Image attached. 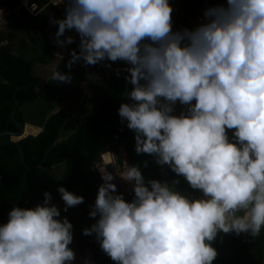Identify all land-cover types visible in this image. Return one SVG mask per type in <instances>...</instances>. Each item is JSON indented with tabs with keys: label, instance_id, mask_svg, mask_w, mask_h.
<instances>
[{
	"label": "clouds",
	"instance_id": "1",
	"mask_svg": "<svg viewBox=\"0 0 264 264\" xmlns=\"http://www.w3.org/2000/svg\"><path fill=\"white\" fill-rule=\"evenodd\" d=\"M173 11L169 0H68L65 18L52 21L59 46L74 43L60 39L66 31L80 37L69 70L79 61L130 65L132 103L118 114L136 153L203 193L189 198L129 166L122 178L134 199L126 202L112 172L98 169L103 183L89 216L99 219L83 235L95 234L116 264H213L220 232L256 238L264 230V0L209 7L194 30L173 31ZM51 79L72 82L55 69ZM177 102L186 106L179 116ZM57 191L65 212L85 202ZM60 216L49 192L34 209L12 208L0 225V264H72L73 225Z\"/></svg>",
	"mask_w": 264,
	"mask_h": 264
},
{
	"label": "trees",
	"instance_id": "2",
	"mask_svg": "<svg viewBox=\"0 0 264 264\" xmlns=\"http://www.w3.org/2000/svg\"><path fill=\"white\" fill-rule=\"evenodd\" d=\"M34 1L39 11L33 16L28 15L23 8L17 10V0H6L1 6L6 7L9 14L6 16L5 29L0 31V133H19L10 119L15 108L16 121L35 126L41 131L36 136L29 135L15 141L11 137L2 139L11 143L0 146V225L8 222L12 208L34 209L43 203L44 193L49 192L52 204L61 212L59 219L67 217L73 225L74 239L69 247L85 256L88 243L94 237L83 233L77 235L75 232L78 220H84L89 215L83 213L76 218L75 214L83 211L86 203L98 195V188L103 182L96 164L105 152H110L116 163L121 165L118 149L123 146L129 165L138 166L146 182H168L175 190L192 199L202 198V192L191 189L185 178L177 176L167 165L161 167L156 164L153 156L136 153L135 133L127 128V121L121 123L118 114L121 104L132 103L127 96L133 86L126 80L129 76L126 69L130 67L126 62L105 60L95 66H85L83 61H79L69 70L67 64L71 59L70 53L72 50L79 53L80 37L75 30L66 31L65 35L75 34V40L65 47V54L55 70L70 74L72 82L59 83L52 80L50 74L37 87L32 68L35 64H49L57 54L59 49L52 43L50 34L57 32L58 25L52 21L65 18L68 0H63L57 7L48 5V0ZM212 1L227 6V0ZM169 3L174 9L173 31L184 28L192 30V26L196 24L200 0H169ZM78 64L85 66V71ZM116 66H120L119 72L115 69ZM95 74H100V77L94 86H101L92 96L90 109L72 118L73 108L68 102L81 92L76 78L79 75L83 77ZM57 107L60 108L55 111ZM185 111L186 107L179 104V108L174 109L172 114L179 116ZM70 121L76 126L71 133L67 129ZM16 144L23 150L26 166L19 162ZM48 150L44 163L30 169L29 167L40 162ZM145 162L147 167H144ZM176 180H179V184L173 185ZM59 187L84 197L85 202L65 212V203L57 191ZM123 195L126 202L134 199V193L130 196ZM212 246L218 253L213 264L264 263V230L256 238L244 233L237 236L235 233L229 235L220 232ZM90 264L116 262L104 252L96 250L91 253Z\"/></svg>",
	"mask_w": 264,
	"mask_h": 264
},
{
	"label": "crops",
	"instance_id": "3",
	"mask_svg": "<svg viewBox=\"0 0 264 264\" xmlns=\"http://www.w3.org/2000/svg\"><path fill=\"white\" fill-rule=\"evenodd\" d=\"M224 6H226V5H224ZM1 11H2V9H1ZM200 24H194L192 26V30H194ZM55 34L56 33H51L50 39H51L52 43L59 49L58 50L59 53L57 55H55V57L53 58V60L49 64H47V65H36L35 66L34 76L36 79L37 87H40L42 85V83L47 79V77L50 74H52V71H53V69H56V66H57L60 58L62 57L63 54H65V47L68 44H65L62 47L59 46L57 44ZM67 36H71L75 40V34H66L64 37H60V39L64 40ZM77 66L81 67L85 71V66L79 65V64ZM115 69L118 70V72H119L120 66H116ZM99 77H100V74H95V75H88V76H83V77L81 75H79V77L76 78L77 85L80 87L81 92L79 94L74 95L68 102V105L72 106V108H73L72 118L75 116H79V115L87 112L90 109L92 96H93L94 92L96 90H98L101 86V85L94 86V83L99 79ZM88 102L90 104H88ZM181 106L186 107L184 105H181ZM59 108L60 107H57L55 109V111L58 110ZM178 108H179V104L177 102V104L174 106V109H178ZM75 127H76L75 124L70 121V123L67 126V129L69 128L70 129L69 132L71 133V131L74 130ZM40 131H41L40 128L26 124V125H24V133H23L22 138L29 136V135L30 136H36ZM118 153L120 156L121 165H118L116 163L114 156L110 152H105L104 154L101 155L99 162L96 164V170L100 174L98 167H97V165H99V163H102L103 165H110L109 167H107V169L117 177L119 189L122 191H129L133 187L132 183H130V182H128L122 178L124 173L126 172L127 168L130 166L129 160L127 158V154H126V151H125L123 146H121L118 149ZM100 168H106V167H100ZM100 176H101V174H100ZM201 194H202V198H203V193H201ZM93 224L94 223L92 222V219L90 218V216H86L84 218V220L79 219L75 233L77 235L82 234L83 230L86 227L90 228ZM86 250L87 251L85 253V257L90 253L88 248Z\"/></svg>",
	"mask_w": 264,
	"mask_h": 264
},
{
	"label": "built area",
	"instance_id": "4",
	"mask_svg": "<svg viewBox=\"0 0 264 264\" xmlns=\"http://www.w3.org/2000/svg\"><path fill=\"white\" fill-rule=\"evenodd\" d=\"M4 1H6V0H0V10L2 9L1 5L4 3ZM17 1H18L17 10L20 9V8H23L27 12V14L31 15V16L36 15L38 13V11H39L38 10V6H37V4H36V2L34 0H17ZM62 1L63 0H48L47 3H48V5H51L52 7H57V6H59L62 3ZM200 2H201L200 8L198 10V13H197L196 19H195L196 20V24H200V23L203 22V13H204V11L207 8L213 7V6H218V4L214 3L212 0H200ZM8 14L0 15V31H3L5 29V27H6V16ZM74 65H76V63ZM193 103H195V102L193 101ZM228 135H229V138L231 139L232 138V130H230L228 132ZM117 192L121 193V194H125L127 196H130L131 194L134 193L133 187L129 191H122V190H120L118 188ZM96 197L93 198L92 200H90L89 202H87L86 205L84 206L83 211H80V212L76 213L75 217L79 218L81 216V214H83V213H86V214L89 215V213H90V211L92 209V206L95 203ZM86 258H87L88 263L90 264L91 263V253H89L86 256Z\"/></svg>",
	"mask_w": 264,
	"mask_h": 264
},
{
	"label": "water",
	"instance_id": "5",
	"mask_svg": "<svg viewBox=\"0 0 264 264\" xmlns=\"http://www.w3.org/2000/svg\"><path fill=\"white\" fill-rule=\"evenodd\" d=\"M58 53H59V51L57 52V54ZM36 65L37 64H35L34 67L32 68L33 75H34V68H35ZM15 105L17 106L16 99H15ZM15 111H16V108L14 109V111H12V113L10 115V119L13 121V123L19 129V133L15 134V133H12L10 131L1 132L0 133V146L7 145V144H10L11 143V142L3 141L2 139L5 138V137H11V138H16V139H21L22 136H23V133H24V125L22 123H19L18 121L15 120ZM16 147H17V150H18L19 162L21 163V165L26 166L25 163H24V154H23L22 148L18 144H16ZM48 154H49V150L45 152V154L42 157V159L40 160V162H38L37 164H35L34 166L29 167V168L30 169H35L38 166L42 165L44 163V161L47 159ZM109 166L110 165H103L102 163H99V165H97L98 169L100 167H106L107 168ZM114 177H115V179L113 180V183L116 184L117 189H118L119 188L118 180H117V177L115 175H114ZM102 182H103V180H102ZM91 219H92V222L95 224L97 222V220L99 219V217H96L95 219H93V218H91ZM234 233L235 232L229 233V235L234 234ZM93 237H94V240H92L91 242L88 243V249H89L90 253H93L96 250H98L99 252H103L102 249L99 246V243L96 241L95 234L93 235Z\"/></svg>",
	"mask_w": 264,
	"mask_h": 264
},
{
	"label": "rangeland",
	"instance_id": "6",
	"mask_svg": "<svg viewBox=\"0 0 264 264\" xmlns=\"http://www.w3.org/2000/svg\"><path fill=\"white\" fill-rule=\"evenodd\" d=\"M2 6V5H1ZM2 8V11L0 10V15H6L9 13V10L6 8V7H1ZM51 37V36H50ZM88 104H90L88 102ZM13 141L16 140V138H12ZM75 252V251H74ZM75 260L72 262V264H86L87 261V258L85 256H81L80 254H78L77 252L75 253ZM89 264V263H88Z\"/></svg>",
	"mask_w": 264,
	"mask_h": 264
}]
</instances>
